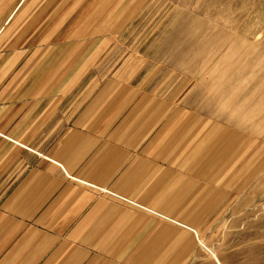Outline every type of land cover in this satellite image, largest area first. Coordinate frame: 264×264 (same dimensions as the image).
Here are the masks:
<instances>
[{
	"label": "crops",
	"instance_id": "obj_1",
	"mask_svg": "<svg viewBox=\"0 0 264 264\" xmlns=\"http://www.w3.org/2000/svg\"><path fill=\"white\" fill-rule=\"evenodd\" d=\"M114 6L0 0V264H166L236 190L242 135L140 56L108 65Z\"/></svg>",
	"mask_w": 264,
	"mask_h": 264
},
{
	"label": "rangeland",
	"instance_id": "obj_2",
	"mask_svg": "<svg viewBox=\"0 0 264 264\" xmlns=\"http://www.w3.org/2000/svg\"><path fill=\"white\" fill-rule=\"evenodd\" d=\"M109 2L119 5L114 17L124 16L108 65L120 56L133 65L140 56L190 110L246 140L235 192L217 215L183 233L171 260L165 251L166 264H264V0Z\"/></svg>",
	"mask_w": 264,
	"mask_h": 264
},
{
	"label": "built area",
	"instance_id": "obj_3",
	"mask_svg": "<svg viewBox=\"0 0 264 264\" xmlns=\"http://www.w3.org/2000/svg\"><path fill=\"white\" fill-rule=\"evenodd\" d=\"M102 192H105L107 194H109L110 196H112L113 198H115L116 200L124 203V204H127L129 206H132V207H137V208H140V209H144V210H148V209H145L144 207H142L140 204H138L137 202L131 200V199H128L126 197H123L117 193H114L110 190H103ZM152 212V211H150Z\"/></svg>",
	"mask_w": 264,
	"mask_h": 264
}]
</instances>
